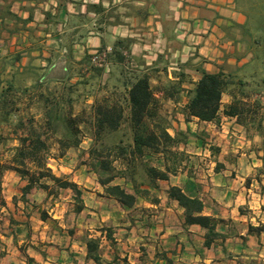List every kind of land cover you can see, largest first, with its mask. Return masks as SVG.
<instances>
[{"label":"crops","instance_id":"crops-1","mask_svg":"<svg viewBox=\"0 0 264 264\" xmlns=\"http://www.w3.org/2000/svg\"><path fill=\"white\" fill-rule=\"evenodd\" d=\"M246 22L238 0H0V94L23 121L24 133L33 128L50 144L48 159H62L72 150L90 158L98 109L120 111L118 127L129 125V89L142 75L154 99L148 108L158 114L166 109L174 129L193 125L213 137L216 152L200 143L199 154L209 157L210 167L198 172L197 193L190 189L194 177L184 161L169 180L158 181L163 189L156 193L158 202L140 199L149 212L117 223L129 231L138 227L144 239L152 237L156 251L149 264H165L162 255L170 264H264V74L250 69L258 58L241 39ZM197 67L232 70L235 80L244 83L222 95L217 124L185 120L186 91L199 78ZM50 113L58 116L59 127L65 121L77 127V145L59 148L64 139L60 130L49 128L54 124ZM171 185L189 188L202 199V213L214 218L220 237L204 243L206 230L186 223L184 209L168 198ZM119 208L121 218L133 209ZM250 226L263 228L252 231ZM101 233V245L109 242L114 252L110 261L145 264V250L134 251L129 235L112 232L109 240ZM163 244L167 247L161 250ZM45 247L41 254L33 248L18 264H106L89 258L85 243L78 246L80 252L73 240ZM10 260L16 264L11 254L0 255V264H13Z\"/></svg>","mask_w":264,"mask_h":264},{"label":"trees","instance_id":"trees-1","mask_svg":"<svg viewBox=\"0 0 264 264\" xmlns=\"http://www.w3.org/2000/svg\"><path fill=\"white\" fill-rule=\"evenodd\" d=\"M240 3V0H238ZM264 4V0H261ZM247 22L241 26V39L247 44L252 53L258 58L257 46L264 42L260 36H254L248 26L249 14L246 13ZM261 26V25H260ZM261 29L263 28L260 27ZM258 28V29H260ZM264 51V49H263ZM184 65H188L185 63ZM199 78L193 82V86L186 91V121L197 118L200 121L213 122L217 124L220 119V103L224 93L229 91L233 85H244L242 80H235L232 70L220 69L217 72H208L200 67L195 68ZM180 78L185 77V72L180 71ZM149 81L146 75L139 76L130 86L129 100L131 103L130 124L118 127L121 112L117 110L98 109V121L95 127V139L90 145V168L97 175V182L103 187L104 195L114 198L124 208H131L138 199L150 202H158L159 198L153 192L158 189L159 180H169L171 175L183 169L186 155L179 149L181 144H186L190 134L189 129L182 131L174 129L170 121L157 113L156 109L148 108V103L153 99L148 91ZM154 100V99H153ZM12 113V108L0 94V125L6 123ZM222 113L231 115L233 109H223ZM54 124L49 128L52 131H61L64 140L58 141L59 148H68L78 144L76 133L77 127H70L69 123L63 122L59 127L56 122L58 116L49 114ZM151 119V124L144 120ZM10 128L12 134L18 139V145L14 147V153L10 157L8 168L14 170L21 178L27 177V183L21 187V197L24 199L32 188L48 190L47 194L56 195L60 189H70L73 192V211L79 213L83 208L81 191L77 185L65 177L56 176L52 169L47 167L48 151L50 144L42 138L41 132L30 128L23 135L18 131L24 129V123L17 120ZM122 130L121 134L117 132ZM172 128L173 134L168 129ZM114 135L113 140L109 137ZM204 144L203 139H200ZM211 152L218 151V147L210 145ZM62 153V152H61ZM154 159L155 163H151ZM33 165L34 170L30 173L28 165ZM5 167L0 165V193L1 175ZM48 178L52 183L51 189L46 181ZM122 179L123 182H115ZM168 198L176 200L178 205L184 209L185 222L198 224L206 230L205 241L220 237L221 234L215 230V220L211 216L203 214L204 203L202 199L191 190L184 187L171 185L167 189ZM5 201L0 197V206H5ZM16 204V203H15ZM42 218L45 215L41 214ZM10 218V226L14 223ZM263 226L250 230H261ZM105 231L107 239L112 240L110 229ZM101 238L95 237L86 241L87 256L93 261L100 263ZM165 264H170L171 259L162 255ZM125 260V259H124ZM106 264H119L117 260L108 261Z\"/></svg>","mask_w":264,"mask_h":264},{"label":"rangeland","instance_id":"rangeland-1","mask_svg":"<svg viewBox=\"0 0 264 264\" xmlns=\"http://www.w3.org/2000/svg\"><path fill=\"white\" fill-rule=\"evenodd\" d=\"M239 4L245 13L250 16L248 20L250 30L254 36H260L263 40L264 4H261V0H240ZM262 26L263 28L261 29L260 27ZM256 48L258 59L250 69H254L261 76L264 74V42L261 41ZM244 71L247 72L249 69H245ZM158 112L165 119L170 120L169 113L166 109L161 107ZM9 119L11 123H15L18 119V114L15 112L11 113ZM10 128L3 123L0 125V165L5 167L1 175L0 197L6 203L5 206H0L1 256L11 254L15 263L18 264L19 261L25 260L24 258L28 255V252L33 253V248H35L36 254H41L45 253V245H58L61 241L67 242L70 240H73L76 245L74 249L80 252L78 246L82 247L88 239L102 235V233L99 234V230L111 229L112 232L117 233V237L123 234L129 235L130 240L133 242L130 246L134 251L138 247L145 250L143 253L145 255V264H149L154 260L151 257H154L156 250L154 249L155 245L153 244L151 236L146 235L147 239H144L145 234H140L144 233L143 230L137 232L138 227H134L132 231H129V228L126 229V226L117 224L127 222V218H130V220H139L140 216L149 212L150 208L144 211L146 208H143L142 201L138 199L133 209L122 214L123 218H121L119 205L114 200H107L101 197L100 191L103 192V188L97 182V175L90 168V159L79 154V152L72 150L62 159H48L47 167H50L56 176L65 177L72 182V179L79 182V184L74 183L77 187L79 185L81 195L83 196L81 198L88 204L81 213H75L73 211L74 198L73 192L70 189H60L56 191V195H51L47 194L48 190L34 187L22 199L21 187L27 183V177L21 178L14 170L8 168L13 149L19 142L15 140ZM187 129H189L190 134L187 138L186 145L181 144L179 149L183 150L186 156H191V158L186 157L185 162L189 172L194 177L190 181V189H193L197 193L199 189V181L196 179L199 177L198 172L210 167L209 157L204 156L202 152L199 154L200 143L202 145L200 139H203L204 143L207 144L205 147L209 151H212L210 145H216L213 137L204 128H194L193 125H190L182 131ZM121 131L119 132L120 134L122 133ZM19 133L23 135L24 130H20ZM113 139L114 135L109 137V140ZM81 145L86 147L87 143H82ZM51 149H54V147L51 146ZM151 163H155L154 159H151ZM28 168L30 169V173L33 172V165L29 164ZM70 170L71 172L69 173ZM43 181H46L50 189L53 187V183L48 178L43 179ZM118 181L115 180L114 183ZM50 191L52 193L54 190L51 189ZM153 192L155 194H162L163 189L161 187ZM151 209L155 213V209ZM42 213L45 215L44 218L41 216ZM103 217L109 218L103 222L101 221ZM10 218L15 221L11 226ZM68 235L71 236L69 240ZM63 236H67L65 240H61ZM135 236L137 239H134ZM141 243H144L145 246H139ZM109 245V242L101 245L99 252L100 263H108L110 261L114 252H110L112 246L108 248L107 246ZM163 247H167V245H161L160 249L162 250ZM2 248L4 249L2 250ZM6 249L9 251H6ZM78 255L82 256V254ZM119 260L121 261V258ZM10 262L14 264L13 260H10ZM33 264L36 263L33 262Z\"/></svg>","mask_w":264,"mask_h":264}]
</instances>
